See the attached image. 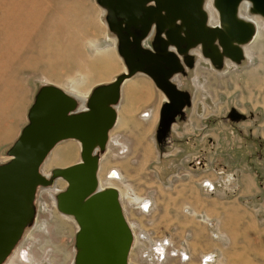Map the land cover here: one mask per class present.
<instances>
[{"label": "rangeland", "instance_id": "374dc122", "mask_svg": "<svg viewBox=\"0 0 264 264\" xmlns=\"http://www.w3.org/2000/svg\"><path fill=\"white\" fill-rule=\"evenodd\" d=\"M204 7L211 13L208 25L215 27L211 0ZM103 16L96 0H0V163L8 160L5 150L26 125L40 85L84 99L95 86L126 72ZM250 20L256 33L244 49L247 63L240 68L226 63L216 72L201 60L193 76L200 83L192 89L196 99L206 98L212 105L204 115L224 116L229 105L246 115L250 111L260 116L248 124L250 129L264 136V22ZM162 34L166 31L160 38ZM154 35L150 29L141 44L148 47ZM163 99L140 73L124 80L98 169L100 188L112 187L121 195L134 237L128 264H264V187L258 185L264 184V161L254 164L253 153L234 142L230 148L218 127L212 136L236 180L193 179L184 172L172 177L184 163L178 156L168 161L172 171L154 175L167 163L150 143ZM147 113L150 117H143ZM79 154L76 141H64L44 161L41 173L47 177L53 169L75 165ZM110 171L117 180L107 178ZM208 180L221 182L213 195L201 187ZM65 188L57 179L38 192L33 227L5 264H73L78 228L71 217L57 212L54 202V194Z\"/></svg>", "mask_w": 264, "mask_h": 264}, {"label": "water", "instance_id": "95a60500", "mask_svg": "<svg viewBox=\"0 0 264 264\" xmlns=\"http://www.w3.org/2000/svg\"><path fill=\"white\" fill-rule=\"evenodd\" d=\"M149 1L158 9L147 8L146 0H96L126 72L111 83L95 86L84 99L50 84L36 89L27 123L5 150L8 160L0 163V264L7 262L33 227L38 192L51 188L57 179L66 188L54 194L55 208L71 217L78 228L73 264H128L134 237L120 195L113 188L101 189L98 183L101 157L116 122L121 84L143 72L152 59L173 66L178 55L193 50L216 72L223 71L226 61L243 67L247 63L244 49L256 33V23L250 19L264 22V0H211L218 16L215 27L208 25L206 0ZM153 25L152 50L142 52L139 44ZM131 28L140 33L133 35L136 39ZM163 31L166 35L159 41ZM190 60L193 66L194 58ZM67 140L80 145L79 162L44 176V161Z\"/></svg>", "mask_w": 264, "mask_h": 264}, {"label": "flooded vegetation", "instance_id": "af4514ba", "mask_svg": "<svg viewBox=\"0 0 264 264\" xmlns=\"http://www.w3.org/2000/svg\"><path fill=\"white\" fill-rule=\"evenodd\" d=\"M146 2L147 8L158 9L154 2L149 0H146ZM161 13L163 16L164 12ZM152 27L154 25L150 29ZM131 33L132 36H140V33L132 28ZM139 47L142 52L152 50L150 43H148V47L140 43ZM130 50H135L134 44L130 46ZM170 51L177 53L174 49H170ZM193 51L192 54L178 55V60L173 66L152 59L150 63L143 67V72H140V75L148 78L164 98L160 102L161 105L158 106L157 124L155 122L152 124L150 143L151 149L167 160V163H162L159 166L160 169H156L153 174L157 175L159 171L168 174L172 171V168H169L168 165V161L172 160L170 157L178 156V158H185L184 163H181L182 168L172 177H178L180 174L185 173L194 177L193 179L200 176H213V178H227L229 181L232 179L234 181L236 176L231 173L230 166L225 163V159L221 151L218 150V145L211 132L219 127L220 133L225 137V142L230 144V148L234 147L232 142L239 144L241 147L248 149V153H253L252 160L254 164L256 162L263 163L264 136L254 134L248 125L253 121H257L260 116H254L250 111L246 115L236 110L232 105H229L224 116L216 118L210 113L204 115L205 111L212 109V105H209L210 101H207L206 98L196 99L195 88H192L196 86L195 84L200 83L197 79L193 80L196 64L201 60L205 61V59H203L200 52ZM190 58H194L195 63L193 66L189 65ZM226 63L231 65L228 61ZM159 86L162 90L158 88ZM143 117L149 118L150 115L145 114ZM183 165H186L184 171ZM107 178L117 180V173L110 171ZM258 185L261 189L264 187L263 183H258ZM201 187L209 191L210 195H213L216 188H221V182L203 181ZM106 188L112 187L102 189Z\"/></svg>", "mask_w": 264, "mask_h": 264}, {"label": "bare ground", "instance_id": "6f19581e", "mask_svg": "<svg viewBox=\"0 0 264 264\" xmlns=\"http://www.w3.org/2000/svg\"><path fill=\"white\" fill-rule=\"evenodd\" d=\"M206 11H207V10H206ZM212 12L215 14L216 19H218V16H217L216 12H215L214 10H212ZM207 13H209V18H211V13H210V11L207 12ZM216 26H218V25H216ZM123 82H124V81H123ZM157 89H158V88H157Z\"/></svg>", "mask_w": 264, "mask_h": 264}]
</instances>
